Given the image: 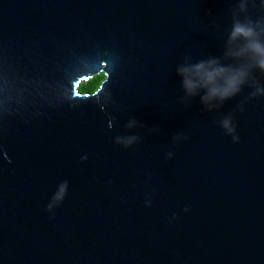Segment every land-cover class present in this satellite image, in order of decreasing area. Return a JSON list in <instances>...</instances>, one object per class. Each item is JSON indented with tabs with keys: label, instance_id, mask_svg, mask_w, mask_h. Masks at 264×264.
Here are the masks:
<instances>
[{
	"label": "water",
	"instance_id": "1",
	"mask_svg": "<svg viewBox=\"0 0 264 264\" xmlns=\"http://www.w3.org/2000/svg\"><path fill=\"white\" fill-rule=\"evenodd\" d=\"M237 25L264 44V0H0V264H264V69ZM210 60L246 73L231 98L184 87Z\"/></svg>",
	"mask_w": 264,
	"mask_h": 264
},
{
	"label": "clouds",
	"instance_id": "2",
	"mask_svg": "<svg viewBox=\"0 0 264 264\" xmlns=\"http://www.w3.org/2000/svg\"><path fill=\"white\" fill-rule=\"evenodd\" d=\"M243 36L249 39L248 48L256 58L259 68L264 69V44L254 39L255 33L253 29L244 25H237L233 31L232 38L235 39ZM180 74L184 77V87L189 94H195L198 90H206L204 100L211 101L219 99L224 101L231 98L240 91L241 85L245 82L246 73L241 69L221 66L216 60L201 62L194 66L180 69ZM107 79L105 73L101 72L94 78L88 79L79 90V94L97 93L104 81ZM224 127L233 131L229 121L224 122ZM67 182L60 187L56 200H62L66 195Z\"/></svg>",
	"mask_w": 264,
	"mask_h": 264
},
{
	"label": "trees",
	"instance_id": "3",
	"mask_svg": "<svg viewBox=\"0 0 264 264\" xmlns=\"http://www.w3.org/2000/svg\"><path fill=\"white\" fill-rule=\"evenodd\" d=\"M84 83H85V82H84ZM84 83H82V85H83ZM82 85H81V86H82ZM81 86H80V87H81Z\"/></svg>",
	"mask_w": 264,
	"mask_h": 264
}]
</instances>
